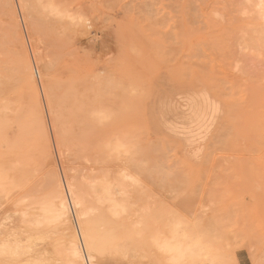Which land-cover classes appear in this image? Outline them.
<instances>
[{
  "label": "rangeland",
  "instance_id": "1",
  "mask_svg": "<svg viewBox=\"0 0 264 264\" xmlns=\"http://www.w3.org/2000/svg\"><path fill=\"white\" fill-rule=\"evenodd\" d=\"M192 1L0 0V264H264V0Z\"/></svg>",
  "mask_w": 264,
  "mask_h": 264
},
{
  "label": "bare ground",
  "instance_id": "2",
  "mask_svg": "<svg viewBox=\"0 0 264 264\" xmlns=\"http://www.w3.org/2000/svg\"><path fill=\"white\" fill-rule=\"evenodd\" d=\"M190 1H192V0H190ZM244 2V1H243ZM192 3H193V1H192ZM227 3V2H226ZM189 5V4H188ZM264 5V4H263ZM194 9V8H193ZM173 12V11H172ZM35 21V20H34ZM192 33V32H191ZM192 35H193V33H192ZM19 38V37H18ZM213 48V47H212ZM203 55V54H202ZM207 57V56H206ZM262 62H263V60H262ZM22 65V64H21ZM209 66V65H208ZM25 67V69H24V71H25V76H26V78H27V80L32 84L33 82V72L30 70V68H29V66L28 65H25L24 66ZM205 67V66H204ZM263 81V80H262ZM244 83V82H243ZM264 83V82H263ZM245 84V83H244ZM261 86V85H260ZM251 87H252V85H251ZM222 92V91H221ZM253 96V95H252ZM37 98V97H36ZM38 99V98H37ZM251 105V104H250ZM240 107V106H239ZM153 145V144H152ZM168 146V145H167ZM152 147V146H151ZM154 147V146H153ZM156 147V146H155ZM150 149V148H149ZM160 149V148H159ZM168 149V148H167ZM169 151V150H168ZM158 152H159V150H158ZM163 153V152H162ZM167 155V154H166ZM165 156V155H164ZM50 159V158H49ZM146 161V160H145ZM52 162H53V160H52ZM165 162H166V160H165ZM146 165V164H145ZM156 165V164H155ZM160 165V164H159ZM152 167V166H151ZM160 168V167H159ZM162 168V167H161ZM161 168H160V170H161ZM52 170V169H51ZM70 170V169H69ZM154 170V169H153ZM159 170V169H158ZM79 172H80V170H79ZM161 172V171H160ZM69 173V172H68ZM150 173H151V171H150ZM162 173V172H161ZM163 174V173H162ZM156 175H158V174H156ZM164 175H165V173H164ZM75 176V175H74ZM161 177V176H160ZM52 179H55L54 180V183H53V185H51L50 187L51 188H53V190H51L50 192H53V197H52V199H51V201H52V206H51V208H53V214H54V216H55V219H57L58 221H60L61 223H62V225H63V227L64 228H66V229H70L71 230V222H70V217H69V207H68V202H67V200H66V198H65V196H64V193H63V191H62V187H61V184H60V180H59V178L57 177V176H55V177H53L52 176ZM157 179V178H156ZM162 179V178H161ZM166 179V178H165ZM164 179V180H165ZM75 181V180H74ZM159 181V180H158ZM166 181V180H165ZM160 182V181H159ZM44 184H46L45 182H44ZM47 185V184H46ZM109 185V187H108V189L109 190H112V186H110V184H108ZM160 186V185H159ZM71 187V193H72V195H73V204H77L76 203V201H77V197L75 196V192L73 191V188L72 187H74V186H70ZM162 187V186H161ZM31 189V188H30ZM33 190H34V188H33ZM115 191H117V190H115ZM49 192V193H50ZM51 194V193H50ZM117 194H118V192H117ZM112 199V198H111ZM38 210V209H37ZM45 210L47 211V208H45ZM49 212V211H48ZM33 214H35V213H33ZM37 214V213H36ZM36 217V216H35ZM101 228V227H100ZM77 233V232H76ZM80 236L82 237V242H83V244H84V249H86V250H88V251H90V252H92L93 251V247H94V244H93V240H92V236H91V231H90V228L88 227V225L87 224H85L84 222H81V229H80ZM68 237V236H67ZM73 253L74 254H71V256L73 255L74 256V264H87V261H88V256H87V254H86V256H85V254L84 253H82L81 252V250H80V246H79V244H78V242H77V239L75 238L74 239V235H73ZM67 248H68V246H67ZM66 248V249H67ZM86 250H85V253H86ZM68 251V250H67ZM89 258H91V256H90V254H89ZM73 259V258H72ZM70 263H71V261H70Z\"/></svg>",
  "mask_w": 264,
  "mask_h": 264
}]
</instances>
